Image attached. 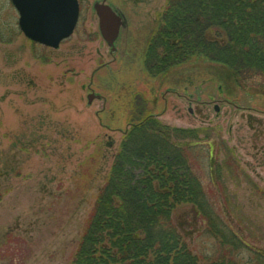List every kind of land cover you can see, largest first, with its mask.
I'll use <instances>...</instances> for the list:
<instances>
[{
  "label": "rangeland",
  "instance_id": "rangeland-1",
  "mask_svg": "<svg viewBox=\"0 0 264 264\" xmlns=\"http://www.w3.org/2000/svg\"><path fill=\"white\" fill-rule=\"evenodd\" d=\"M101 1L79 0L74 33L53 49L28 40L0 0V264L71 263L124 132L149 114L195 131L185 143L206 194L264 252V78L202 56L148 72L141 56L167 0H107L122 20L114 53L93 11ZM197 214L180 204L172 217L193 254L216 257ZM238 257L257 259L248 248Z\"/></svg>",
  "mask_w": 264,
  "mask_h": 264
},
{
  "label": "trees",
  "instance_id": "trees-1",
  "mask_svg": "<svg viewBox=\"0 0 264 264\" xmlns=\"http://www.w3.org/2000/svg\"><path fill=\"white\" fill-rule=\"evenodd\" d=\"M160 16L143 55L148 72L202 56L237 78H264V0H167ZM172 133L184 143H173ZM193 133L154 119L131 128L70 264H264V252L251 248L234 229L226 200L206 194L191 159L194 145L185 143ZM180 204H190L207 222L216 257L200 260L192 253L172 217ZM247 248L257 259H239V251Z\"/></svg>",
  "mask_w": 264,
  "mask_h": 264
},
{
  "label": "water",
  "instance_id": "water-1",
  "mask_svg": "<svg viewBox=\"0 0 264 264\" xmlns=\"http://www.w3.org/2000/svg\"><path fill=\"white\" fill-rule=\"evenodd\" d=\"M19 12V27L32 41L57 48L69 37L77 23L79 5L77 0H12ZM94 9L99 18V28L109 45L116 39L120 18L102 3Z\"/></svg>",
  "mask_w": 264,
  "mask_h": 264
},
{
  "label": "flooded vegetation",
  "instance_id": "flooded-vegetation-1",
  "mask_svg": "<svg viewBox=\"0 0 264 264\" xmlns=\"http://www.w3.org/2000/svg\"><path fill=\"white\" fill-rule=\"evenodd\" d=\"M120 33V32H119ZM149 114V113H148Z\"/></svg>",
  "mask_w": 264,
  "mask_h": 264
}]
</instances>
